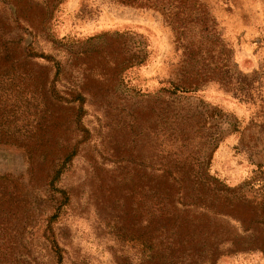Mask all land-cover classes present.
Segmentation results:
<instances>
[{
    "label": "rangeland",
    "instance_id": "1",
    "mask_svg": "<svg viewBox=\"0 0 264 264\" xmlns=\"http://www.w3.org/2000/svg\"><path fill=\"white\" fill-rule=\"evenodd\" d=\"M134 1L0 0V117L20 99L0 133L51 137L33 155L0 144V264H167L150 223L155 168L202 172L199 161L220 186L264 202V0ZM9 73L32 84L10 88ZM53 80L61 97L89 92L79 124L62 103L40 131V82ZM210 215L214 264H264L251 229Z\"/></svg>",
    "mask_w": 264,
    "mask_h": 264
},
{
    "label": "trees",
    "instance_id": "2",
    "mask_svg": "<svg viewBox=\"0 0 264 264\" xmlns=\"http://www.w3.org/2000/svg\"><path fill=\"white\" fill-rule=\"evenodd\" d=\"M123 3L141 4L134 0H122ZM156 4V3H153ZM49 57H46L48 59ZM146 60V56H137L134 64L142 63ZM8 62L10 60L8 59ZM60 69H58L59 74ZM27 78V74L9 73L8 81L13 85L16 79L32 84L31 78ZM40 82V106L43 112V119L40 123L37 122L38 129L50 127L55 121L54 112L51 107L54 105H61L71 103L79 112L77 113L76 122L79 124L83 110V104L86 100L88 89L85 85H73L68 87V97L59 95L58 87L55 80L48 83ZM183 91L195 89L196 84L193 81L189 83H179L177 85ZM12 96V91L8 92ZM67 98V99H66ZM66 99V100H64ZM20 99L16 97V102L13 104L14 109L18 107ZM75 109V110H76ZM1 111V109H0ZM9 111L6 115L0 117V129L6 126L15 127V123L19 118L16 113ZM49 123V126H48ZM8 127V128H9ZM45 132L47 130H44ZM188 135V133L184 134ZM34 145L30 144L29 137H20L9 133H0V144H12L28 148V152L33 155L39 152L42 145H47L51 137H41L34 135ZM30 141V143L28 142ZM76 155V149L71 147L69 150L65 149L58 161L51 182H55L66 163L71 161ZM189 164V163H187ZM195 165L203 168L202 172L194 170V166L188 168H172L161 167L155 168L157 173V180L151 186V204H150V223L155 232L163 235V241L166 248L165 258L167 264H214L220 251L218 243L215 246L209 243L212 231L211 222L209 218L213 215L227 216L239 220L244 224V230H252L253 243L249 248H255L264 253V202L256 203V201L248 197L244 192L240 193L236 188L228 185L220 186L214 177L204 171L203 164L199 161ZM64 192V190H61ZM65 193V192H64ZM195 211V212H190ZM197 211V212H196ZM194 214V215H192ZM51 221V220H50ZM161 228L162 230H158ZM51 256L57 259V263L63 259L64 248L61 246L58 239L52 232L46 237ZM151 246L154 247L153 239H150ZM159 247V245H158ZM156 251L151 253V259L157 258Z\"/></svg>",
    "mask_w": 264,
    "mask_h": 264
}]
</instances>
